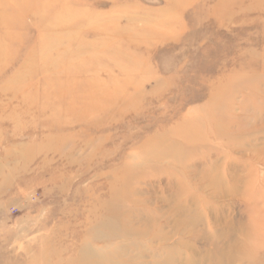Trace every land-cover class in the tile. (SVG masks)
<instances>
[{"label":"rangeland","instance_id":"obj_1","mask_svg":"<svg viewBox=\"0 0 264 264\" xmlns=\"http://www.w3.org/2000/svg\"><path fill=\"white\" fill-rule=\"evenodd\" d=\"M11 12L0 264H206L250 223L263 254L264 0H0Z\"/></svg>","mask_w":264,"mask_h":264},{"label":"bare ground","instance_id":"obj_2","mask_svg":"<svg viewBox=\"0 0 264 264\" xmlns=\"http://www.w3.org/2000/svg\"><path fill=\"white\" fill-rule=\"evenodd\" d=\"M12 15H13V13L11 12L6 17L4 16L5 19H4V17L2 18L3 19V22L0 23L1 28L5 27V26L6 27H11L12 26L11 28L13 29V27L15 25H17V26L19 25L20 22L17 21V19H15V21H14ZM1 35H3V34H1ZM3 38H4V40H6V38H8L10 40H13L14 39V37L12 35H10V38H9L8 37V34L6 32L4 33V37ZM4 40L2 41L3 43L0 44V57H2V53L5 50V48H8L10 45H17V43H18V42L16 43L14 41L11 44L8 43L9 45L8 44L5 45V41ZM17 56H15V57H17ZM31 56H32L31 55V52L29 50H27L25 52V58H24L25 61L31 59ZM13 59L15 61L17 60L16 58H13ZM32 87L33 86L30 83V84H28L27 89L29 90ZM22 89H23L22 93H20L21 90L19 91L18 89H16L15 90L16 92L13 93L15 95H17V93H19L22 96L25 94L24 97H21L22 100H21L20 104L21 105L22 104L23 105H27V103L33 104L35 98H33L32 95H30V93H28V91L25 89V87H22ZM257 227L258 226H256L255 224H251L250 223V225H248L247 227H245L243 229L242 228H239L240 231L243 232V235H244L243 236L244 237L243 238L244 241H243V245L241 247L237 246L236 243H232L231 245L230 244H227V246H226V250L227 251L226 250L224 251L223 249L219 250L220 251V255H218V256L213 255V254H209V255H207L206 257L203 258V262L202 263H206V264H264V252L260 256L255 255V254H253L251 252H247V249L250 248V246H248V245H251L252 246L253 244L254 245L256 244L257 246H261V244H262L260 240L257 242L256 237H255L257 234L260 233ZM229 230L231 231L232 229L228 227V231ZM225 235H226L225 237H228L230 234H225ZM228 241H233V240L229 239ZM214 245L215 244H213L212 246H214ZM218 248H219V246H218ZM234 251H238V253H237L238 256L233 255V252ZM189 264H195V263L192 262V261H190Z\"/></svg>","mask_w":264,"mask_h":264}]
</instances>
